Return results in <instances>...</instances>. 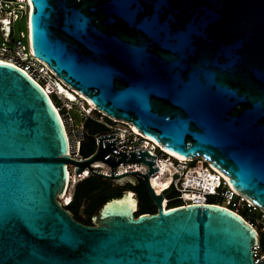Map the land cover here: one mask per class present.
<instances>
[{
    "label": "water",
    "instance_id": "1",
    "mask_svg": "<svg viewBox=\"0 0 264 264\" xmlns=\"http://www.w3.org/2000/svg\"><path fill=\"white\" fill-rule=\"evenodd\" d=\"M29 1L33 55L59 79L168 151L203 157L264 209V0ZM114 137L73 160L47 90L0 62V264H255L252 223L213 203L164 209L150 183L156 156L123 153ZM97 161L112 176L96 173ZM134 162L148 173L114 175ZM68 164L116 184L141 177L157 212L137 215L125 190L92 225L77 221L59 200Z\"/></svg>",
    "mask_w": 264,
    "mask_h": 264
},
{
    "label": "built area",
    "instance_id": "2",
    "mask_svg": "<svg viewBox=\"0 0 264 264\" xmlns=\"http://www.w3.org/2000/svg\"><path fill=\"white\" fill-rule=\"evenodd\" d=\"M28 12H29V10H28V4H27L26 0H0V33L2 35V38L5 40V42H3L0 45V57L4 58L5 62L13 61L14 65H16V66L20 67L21 69H23L24 71H26L29 75H31L34 79H36L45 89H48L49 82L50 81H56V79H57L55 73L51 70V68L47 64H45L44 62H42L41 60H39L38 58H36L32 55L29 48L25 45V38L27 37L26 32L22 31L20 33L19 39H15L13 37L14 22L24 18V16H27V18H28ZM7 25H10V26H7ZM0 61H3V60H0ZM50 73H52L55 76V80L48 78V82L46 81L45 83H43L41 80H39L40 78L37 76V75H41L44 78H46L47 76L51 77ZM75 105L76 104H74L70 107H67V109H69V111H71ZM85 111H88L86 113L89 115L92 113L89 110H85ZM69 114H70L69 118H64V121H65L67 128H68L67 132H68V136H69V140H70V153H69V155L73 160L83 161L86 157H84L82 155L81 149H82V146L84 144V140H85L88 132L86 130V127L83 126V124H82L83 123L82 119H80L79 117L76 118L71 113H69ZM106 116L109 117L111 120H113L115 123H119L123 127L122 128H117V127L115 128L113 124L107 125L106 126L107 131L105 133L96 135V147L98 145V138H100L102 136L115 135V137H114L115 146L117 147L118 150H120L123 153L138 152V151H143V150L150 151L153 154V156H156L155 162H156V165L159 169L153 175L150 176V183H151V186L154 190V187H153L152 182H151L152 177L158 176V174L160 173V168H161L160 167L161 166L160 161L161 160H159V159L162 156H166V155L163 152H161V150H159L156 146H151L150 142H146L148 139H146L144 137V134H141L138 132L139 133V137H138L136 132L134 131V128H132L130 123L127 126L125 121H122V120L116 121L117 119H114L108 115H106ZM71 122H72V125L70 126L69 124H71ZM98 122L103 123L102 121H98ZM137 137H138V139H137ZM110 155L115 157V158H121V155L113 153V152ZM198 158H200V157H198ZM197 160L199 161L200 159H197ZM98 162H102V161H97V162L93 163L91 165L92 169L96 173L104 174L107 176H112V167L106 163H104L105 167H100L97 165ZM200 162L201 161H199V163ZM205 162L208 163L209 161L205 160ZM190 163H192V162H189L187 160H185V162H179L178 165H176V167H173L172 171L167 174V175H169V177L173 176V182L168 188H165V191H163L164 199L172 193L174 188H176L179 190V192L184 193L183 203L185 204V202H187L186 198L184 197L185 192H183V191L185 189H187L186 186L188 184H187L186 178L189 175V173L191 171V167H192V165H190ZM205 167H206V165H205ZM77 168L78 167L74 164H68L69 180H68V186H67V190H66L65 194H67V193L70 194L71 191H73V194L75 193L76 188L74 187V189H72L73 184L71 183V178H74V175H75L74 171H76ZM207 168L208 167H206V169ZM87 170H89L88 173L86 172ZM128 171H139L143 174H147L149 171V166L145 163H140V162L123 163V164L115 167L114 175L119 176V175L124 174ZM209 171L212 172L211 174L213 175L214 178L218 179L219 183H218L217 187L208 190V193L206 192V189L202 190V192L204 193L203 196H204L205 200L208 198L211 199L212 197H218L219 198L221 196V197H223V199H224L223 202H225V203L221 202L220 205L228 207L230 209L238 210V208L235 206V203L237 200H242L241 197H244V196L237 193V192H235V193H237V194H235L233 192L234 190L231 188V186L229 184H228L229 186L225 184V181L228 180L227 177H225L216 168L211 166ZM78 175H79V177H78L79 183L88 179L90 176H94L91 169H89V168H86L81 173H78ZM175 175H178V177L176 179H175ZM130 178H131V180L135 181V184H137L138 181L142 180V178L138 177V176H131ZM201 188L203 189L202 186H201ZM154 192H155V190H154ZM134 194H135V196L137 195L136 193H134ZM167 201H169V200H167ZM242 201H244V200H242ZM245 203H247L250 207L253 206V208L255 210H260L264 214V209H262V208L256 206L255 204L249 202V200L247 198H246ZM198 204H201V203L199 202ZM180 205H182V203ZM64 207H66V206H64ZM252 225H254V224L252 223ZM259 234H260V238H261V235H264V228H263L262 232L259 231ZM262 257H264V244L261 243V241H260V244L254 248L255 264H259V261Z\"/></svg>",
    "mask_w": 264,
    "mask_h": 264
},
{
    "label": "bare ground",
    "instance_id": "3",
    "mask_svg": "<svg viewBox=\"0 0 264 264\" xmlns=\"http://www.w3.org/2000/svg\"><path fill=\"white\" fill-rule=\"evenodd\" d=\"M26 1H27V4H28L29 12H28V18H27L28 44L25 43V45L29 48L30 52L33 55L32 30H31V20H30V15H31V12H32V6H31V3H30L29 0H26ZM7 26H10V25H7ZM0 60H3V61H0V62H5L4 61L5 59L2 58V57H0ZM8 62L9 63L11 62L12 64L14 63L13 61H8ZM50 82H52L51 83L52 86L48 85V89H46L47 92L49 93L50 96L52 95V93H57L58 96L62 95L64 97L65 101H66V105H65L66 107H70V106H72L74 104L77 105L78 101H80L81 102L80 104L83 105L85 108H86L87 105H91V106L95 107L92 104V102H90V100H88L83 94H81L79 91L74 90V89L70 88L69 86H67L66 84H64L62 82V80H60L58 77H57L56 81H50ZM50 82H49V84H50ZM56 108L58 109L59 113L61 114V109L59 107H57V106H56ZM61 117H62V119L64 121V117H63L62 114H61ZM116 121H118V120H116ZM64 123H65V121H64ZM125 123H126L127 126L129 125V123H127V122H125ZM65 126H66V129L68 131L66 123H65ZM132 128H134V127L132 126ZM134 131L136 132L137 136L139 137V133H141V132L136 130L135 128H134ZM138 137H137V139H138ZM144 137L146 139H148L146 142H150L151 146H156L159 150H161V152H163L166 156H168L170 158V159H166L165 158L166 156H162L159 159V160H161L160 161L161 162L160 173L158 174V176H153L152 180H151L156 194L163 195V191H165V188H168L172 184L173 176L169 177V175H167V174L170 173L172 171L173 167H176V165H178L179 162H185V160H187L189 162L194 163L195 160L200 159V161H201L200 162V166L199 165H197V166H195V165L193 166L192 165L191 171H190L189 175L186 178L188 185L186 186L187 189H185L183 192H185V196L184 197L186 198L187 202H185V204L182 203L181 206L188 205V204L199 203V202L201 204L202 203L203 204H206V203L209 204L210 198L205 200V198L203 196L204 193L202 192V190L206 189V192L208 193V190L217 187L218 183H219L218 179L214 178L213 175L211 174L212 172L209 171V169L212 166L211 163H209V162L206 163L205 160L202 157L195 158V159H184V158H182V157H180V156L168 151L162 145H160L159 143H156V141H154L152 138L147 137L145 135H144ZM97 165L100 166V167H105L104 162H98ZM205 165H206V167H208L207 168L208 170L206 169ZM86 172L88 173L89 170H87ZM74 174H75L74 178H71V183L73 184L72 185V189H74V187L76 188L77 184L79 183V181H78L79 180V178H78L79 175L77 174L76 171H74ZM225 184L226 185L229 184L228 180L225 181ZM201 186L203 187V189L201 188ZM233 192L235 193V191H233ZM235 194H237V193H235ZM73 196H74L73 191H71L70 194L67 193V194L63 195L62 197L59 198V200L61 202H63L62 204L64 206H68L71 203V201L73 199ZM133 198L137 199L138 197H137V195L135 196V194H133ZM241 198H242V200H244L246 202V198L245 197H241ZM167 200H168V198L166 197L164 199V201H163V207L166 210H167L168 204H169V201H167ZM249 202H251V201H249Z\"/></svg>",
    "mask_w": 264,
    "mask_h": 264
},
{
    "label": "rangeland",
    "instance_id": "4",
    "mask_svg": "<svg viewBox=\"0 0 264 264\" xmlns=\"http://www.w3.org/2000/svg\"><path fill=\"white\" fill-rule=\"evenodd\" d=\"M26 32L28 33V27H27V16H24V18L20 19V20H17L16 22H14V28H13V37L15 39H19L20 38V33L21 32ZM5 42V40L2 38V35L0 33V45ZM25 43L28 44V37L25 38ZM51 77L50 76H47L46 78L42 77L41 75H37L43 83H45L46 81L48 82V78L49 79H54L55 80V76L50 73ZM41 76V77H40ZM52 82H50L49 85L52 86L51 84ZM51 96H55L56 100L58 101L57 102V105L58 107L61 109V112H62V115L64 118H69L70 114L71 113L73 116H75L76 118H80L83 120V126L86 127V130L88 132L84 142H87L88 144L91 143V140H95L96 142V135L97 134H103L105 133L107 130L106 126L109 125V124H113L114 127L116 128H122L123 126L120 125L119 123H115L113 120H111L109 117H107L103 112L101 111H96L95 107L89 105L94 111H92L91 109H87V107L85 108L83 105H81L80 101L77 102V105H75L73 107V109L71 111H69V109H67V107L65 106L66 105V101L64 99V97L62 95H57V93H53ZM85 110H89L90 112H92L90 115L87 114L86 112L88 111H85ZM93 118L95 119L96 121H102L103 123H101L105 129L101 132H98V133H95V134H92L91 130L87 127V119L88 118ZM66 120V119H65ZM70 126L72 125V122L71 124H69ZM76 127V126H75ZM166 159H170L168 156L165 157ZM200 161V160H199ZM198 160H195L194 163H190V165H199L200 166V163H199ZM99 178V177H98ZM105 181V180H104ZM107 182V181H105ZM143 181L140 180L138 181L137 184L139 183H142ZM111 183V181H110ZM108 184V182L106 183ZM104 184L102 186V190H105V187L107 188L108 192L111 194V195H121L126 189L128 188H136V187H132L131 185H129L128 183H125V184H116L114 182H112L110 185H112V188L109 189V186ZM136 184V185H137ZM147 195H149V192L147 193ZM183 195L184 193H181L179 192L178 189L174 188V190L172 191V193L167 197L168 200H169V203H173V202H177L178 204H181L183 203ZM94 196V195H92ZM137 197L138 199L140 200L138 194H137ZM215 200H218L222 203H225L223 202L224 199L223 197H215L214 198ZM63 203V202H62ZM90 203V198L88 201H82V205L79 209V212L78 214H80L83 218H87L91 211H92V206L89 204ZM99 206L101 205V203H97ZM148 205H146V207L148 208ZM235 206L238 208L239 211H241L242 213H244L249 219L250 221H253L254 222V225L259 229V231H263V228H264V214L260 211V210H255L252 207H250L247 203H245L244 201L242 200H237L236 203H235Z\"/></svg>",
    "mask_w": 264,
    "mask_h": 264
},
{
    "label": "trees",
    "instance_id": "5",
    "mask_svg": "<svg viewBox=\"0 0 264 264\" xmlns=\"http://www.w3.org/2000/svg\"><path fill=\"white\" fill-rule=\"evenodd\" d=\"M52 99L55 103V105L58 107L57 105V100L55 98V96H52ZM87 109H91L92 111H94L89 105L86 106ZM62 114V112H61ZM87 127L91 130L92 134L101 132L105 129V127L98 121H96L93 118H88L87 119ZM96 150V142L95 140H91V143L88 144L87 142H84L82 149H81V153L84 157H88L91 154H93ZM107 181V180H105ZM104 179L98 178L97 176H90L88 179L84 180L83 182L77 184L76 186V190L73 196V199L71 201V203L66 206L67 209H69L70 211H72L74 213V217L77 221L86 224V225H92V215L96 212V210L100 207L97 203H103L106 200L115 198V197H120L121 195H111L107 188L105 187V190H102V186L104 184H106L108 182L109 189L112 188V185H110V181L105 182ZM131 185V184H130ZM132 187H136V188H128L126 190L132 191L136 194H138L139 198H140V204H139V211L138 214H144V213H156L157 212V208L156 206L153 204V202H151L152 204V211L148 210V208L146 207V205L148 203H150V196L147 195L148 190L146 188V185L144 183V181L142 183H139L135 186L131 185ZM94 195V196H92ZM90 198V205L92 206V211L90 213V215L87 218H83L80 214H78L79 209L81 207V203L82 201H88ZM215 197H212L209 201V203H213V204H221V202L219 203L218 200L214 199ZM177 206H181L180 204H178L177 202H173V203H169L168 204V208H174ZM167 208V209H168ZM234 210V209H233ZM236 210V209H235ZM239 214H241L242 216H244L248 221H250V219L241 211L236 210ZM251 223L254 224L253 221H250ZM258 232L259 229L257 227H255ZM261 243L264 244V235H261L260 238Z\"/></svg>",
    "mask_w": 264,
    "mask_h": 264
},
{
    "label": "flooded vegetation",
    "instance_id": "6",
    "mask_svg": "<svg viewBox=\"0 0 264 264\" xmlns=\"http://www.w3.org/2000/svg\"><path fill=\"white\" fill-rule=\"evenodd\" d=\"M150 196V195H149ZM150 203H148L149 205H148V210H151L152 211V204H151V202H153V204L155 205V203H154V201L151 199V197H150ZM139 202H140V200H139ZM156 206V205H155ZM138 211H139V209H138ZM137 215H138V213H137Z\"/></svg>",
    "mask_w": 264,
    "mask_h": 264
},
{
    "label": "clouds",
    "instance_id": "7",
    "mask_svg": "<svg viewBox=\"0 0 264 264\" xmlns=\"http://www.w3.org/2000/svg\"><path fill=\"white\" fill-rule=\"evenodd\" d=\"M97 111V109H95Z\"/></svg>",
    "mask_w": 264,
    "mask_h": 264
}]
</instances>
